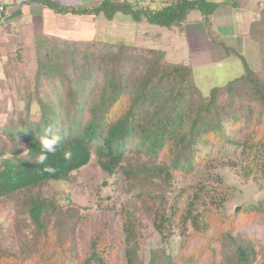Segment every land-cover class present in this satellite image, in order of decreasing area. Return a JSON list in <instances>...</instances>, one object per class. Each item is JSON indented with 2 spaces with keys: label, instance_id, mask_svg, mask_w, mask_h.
Returning a JSON list of instances; mask_svg holds the SVG:
<instances>
[{
  "label": "rangeland",
  "instance_id": "1",
  "mask_svg": "<svg viewBox=\"0 0 264 264\" xmlns=\"http://www.w3.org/2000/svg\"><path fill=\"white\" fill-rule=\"evenodd\" d=\"M207 1L217 4L211 10L212 15L216 9L221 11L215 1H225L232 7L235 1L238 6L241 0ZM122 14L117 13V22L115 18L105 20L102 25L105 39L88 32L83 36L73 33H67L68 37L65 34L44 36L34 42L22 39L14 49H11L13 42H6L0 49V125L26 108L32 93L60 110L68 103L66 93L70 88L88 99L90 104L94 103L95 93L111 67L107 56L112 53L124 55L127 52L138 57L151 55L150 50H161L169 62L193 65L194 81L201 95L244 71L239 52L226 53L224 58L212 53L197 54L196 58L190 56L191 46L182 42L178 32L186 20H201L203 16L211 21L207 12L189 13L180 22L181 28L175 26L169 34L166 27L160 29L146 23L132 34V25L127 26L131 17ZM217 19L212 18L211 24L216 26ZM214 26L207 29L209 39H214L211 41L220 38L223 32ZM257 33L264 35L260 30L255 32L256 38L251 39L243 54L250 68L264 76V56L257 45ZM241 99L244 104L250 103L245 94ZM254 106L261 109L257 104ZM30 108L32 113L38 110L34 100ZM240 128L242 132L233 131L232 138L241 139L245 129H252L246 123ZM1 144L9 143L3 139ZM202 149L207 154L204 160L192 172L173 171L169 182L147 176L131 185L132 182L118 171L110 175L103 172L93 156L87 165L65 180L46 181L0 198V264H83L92 241L96 242L104 264H126L123 217L128 212L134 213L140 223L135 264H148L151 254L158 251H165L177 264H189L183 262L188 258L194 260L193 264L220 263L223 259L220 251L225 250L227 241L224 233L245 244L248 242L255 252L254 262L264 264L263 179L243 176L244 156L235 144L216 142ZM126 158L133 164L148 163L144 153L130 151ZM162 160L160 156L157 162ZM196 193L200 203L194 208L211 212L207 233H213L215 239L208 240L195 232L189 222L183 226L179 218L174 220L168 236L163 237L153 223L156 208L163 203L169 205L178 194L177 207L181 211ZM30 197L46 201L48 212L44 214V225L47 238L32 234L36 229L26 208Z\"/></svg>",
  "mask_w": 264,
  "mask_h": 264
},
{
  "label": "trees",
  "instance_id": "2",
  "mask_svg": "<svg viewBox=\"0 0 264 264\" xmlns=\"http://www.w3.org/2000/svg\"><path fill=\"white\" fill-rule=\"evenodd\" d=\"M146 1L101 0L85 8L57 3L50 6L59 13L93 16L102 13L106 20H112L120 12L130 16L135 23L146 22L166 28L179 26L190 10L210 15L212 8L217 6L207 0ZM259 30L264 32V10L251 24L250 38L255 39L254 33ZM256 40L264 56V35L257 33ZM215 42L222 45L218 40ZM225 50L231 49L226 47ZM150 52L149 56L138 57L127 52V56L122 53L108 55L111 67L105 72L104 82L95 93L94 103L90 104L88 99L70 88L66 93L68 103L60 110L32 93L26 108L0 125V198L18 194L46 181L65 180L87 165L93 156L103 172L110 175L118 171L124 179L132 182L131 185L154 176L169 182L175 170L192 172L207 156L202 148L216 142L238 146L244 156L243 176L263 179L264 185V76L253 71L245 57L238 53L243 73L201 95L190 64L169 62L161 50ZM243 94L250 103H243ZM33 100L38 110L32 113L30 106ZM259 121L263 124H258ZM245 123L252 129H245L241 139L232 138L233 131L242 132L240 127ZM48 127L61 140L57 152L49 154L45 162L56 169L54 173L46 172L45 165L35 163L41 150L40 137L45 135L44 130ZM3 139L9 144H1ZM65 151L71 152L70 158H64ZM130 151L144 153L148 163H131L126 158ZM160 156L163 160L157 162ZM177 195L169 205L163 203L156 208L153 223L157 231L167 237L174 220L179 218L183 226L189 222L195 232L213 241V233H207L211 212L194 208L200 203L198 194H194L181 211L177 207ZM26 208L36 229L32 234L47 238L44 225V214L48 212L46 201L30 197ZM139 227L134 213H126L123 217L126 264L136 263ZM224 235L227 240L225 250L220 251L223 259L213 264H256L255 252L248 242L235 240L229 233ZM95 243L92 241L90 253L83 264H104ZM183 262L193 264L194 260L188 258ZM148 264L177 263L165 251H158L151 254Z\"/></svg>",
  "mask_w": 264,
  "mask_h": 264
},
{
  "label": "crops",
  "instance_id": "3",
  "mask_svg": "<svg viewBox=\"0 0 264 264\" xmlns=\"http://www.w3.org/2000/svg\"><path fill=\"white\" fill-rule=\"evenodd\" d=\"M100 1L101 0H6L4 9L0 12V49L4 48L6 42H13V44H11L13 47L9 48L14 49L19 46V42L22 39L34 42L44 36L52 37L64 34V36H67V33H73L75 36H83L88 32H92L97 38H100L101 36V38L105 39L106 35H103L102 33L104 31L102 25L105 23L106 19L102 13H99L96 16L88 14L59 13L50 6L52 3H57L85 8L90 5H96ZM111 1L117 2L121 0ZM215 2L219 4L218 7H220L221 11L216 9L217 13L215 10L212 15L210 14L208 16L211 17V21L212 18L217 19L218 17V22H216V26L218 27L217 30L223 32L221 33L220 38L218 37L215 40L220 41L222 45L215 41H211L214 39H209L207 29L208 27L214 26V24H211V21L205 17L203 18V16L201 20H186L183 23L181 31L179 30L178 32L180 33L179 35L182 36V42H187L189 47L191 46L190 50L192 52L189 53L190 56H193L194 58L197 57V54L202 56L207 53H212L224 58L226 53L230 52H239L245 57L243 50L250 45V42H252L249 30L251 24L260 16V12L264 10V0H247L245 2L241 0L238 1V6L235 1L232 7L230 6V3H225V1ZM191 12L201 13L199 10L195 9L188 11L186 16ZM114 16V21L117 22V13ZM129 19L130 18L127 20L129 21L127 22V26L132 25V34H134L135 31L137 32L138 28H140L143 23H146H134L133 20L131 21V19ZM99 23H101L100 26L103 29L99 27ZM216 26L214 27L217 28ZM177 27L178 26H176V28ZM159 28L162 29L163 27ZM238 28L241 29L240 32L238 31ZM174 29L175 26L168 28V34ZM175 32L176 30L174 33ZM224 32L227 34H224ZM8 45L10 46V44ZM226 47L231 50H225Z\"/></svg>",
  "mask_w": 264,
  "mask_h": 264
},
{
  "label": "clouds",
  "instance_id": "4",
  "mask_svg": "<svg viewBox=\"0 0 264 264\" xmlns=\"http://www.w3.org/2000/svg\"><path fill=\"white\" fill-rule=\"evenodd\" d=\"M45 135L40 137V153L36 157L35 163L45 165L44 170L49 173H54L56 169L50 165H46L45 162L48 160L49 154H55L58 146L61 143L60 136L52 133L51 127L46 128ZM71 156L70 151L64 152V158L68 159Z\"/></svg>",
  "mask_w": 264,
  "mask_h": 264
},
{
  "label": "built area",
  "instance_id": "5",
  "mask_svg": "<svg viewBox=\"0 0 264 264\" xmlns=\"http://www.w3.org/2000/svg\"><path fill=\"white\" fill-rule=\"evenodd\" d=\"M5 3H6V0H0V12L3 11Z\"/></svg>",
  "mask_w": 264,
  "mask_h": 264
}]
</instances>
